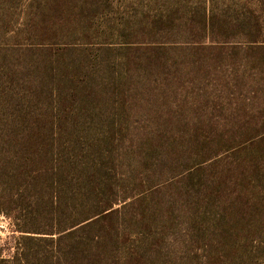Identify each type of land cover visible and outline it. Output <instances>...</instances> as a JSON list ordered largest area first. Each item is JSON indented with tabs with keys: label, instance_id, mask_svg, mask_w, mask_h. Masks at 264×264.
I'll use <instances>...</instances> for the list:
<instances>
[{
	"label": "rangeland",
	"instance_id": "374dc122",
	"mask_svg": "<svg viewBox=\"0 0 264 264\" xmlns=\"http://www.w3.org/2000/svg\"><path fill=\"white\" fill-rule=\"evenodd\" d=\"M0 264H264V0H0Z\"/></svg>",
	"mask_w": 264,
	"mask_h": 264
},
{
	"label": "trees",
	"instance_id": "16d2710c",
	"mask_svg": "<svg viewBox=\"0 0 264 264\" xmlns=\"http://www.w3.org/2000/svg\"><path fill=\"white\" fill-rule=\"evenodd\" d=\"M86 220H88V219H86ZM27 239H28V240H32V237H28Z\"/></svg>",
	"mask_w": 264,
	"mask_h": 264
}]
</instances>
